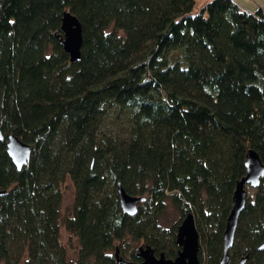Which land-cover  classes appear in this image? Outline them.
Returning <instances> with one entry per match:
<instances>
[{
	"label": "trees",
	"instance_id": "trees-1",
	"mask_svg": "<svg viewBox=\"0 0 264 264\" xmlns=\"http://www.w3.org/2000/svg\"><path fill=\"white\" fill-rule=\"evenodd\" d=\"M195 5L0 0V133L32 147L18 169L0 141V264H119L145 244L175 258L188 213L201 264H221L248 151L264 163V9ZM66 11L82 25L76 61ZM118 183L145 197L134 215ZM246 189L228 264H264V176ZM62 226L78 240L74 258Z\"/></svg>",
	"mask_w": 264,
	"mask_h": 264
},
{
	"label": "water",
	"instance_id": "water-1",
	"mask_svg": "<svg viewBox=\"0 0 264 264\" xmlns=\"http://www.w3.org/2000/svg\"><path fill=\"white\" fill-rule=\"evenodd\" d=\"M61 29L64 33L63 47L69 54L71 61H76L81 57V47L83 44L82 25L77 16L69 11L64 12ZM0 141L5 142L7 153L18 169L28 163L32 155V147L15 134H9L7 138L0 133ZM246 174L237 182L232 197L230 213L227 218L226 227L223 234L224 245L221 264H228L229 250L234 243L235 232L241 212L244 210L247 199L246 186L257 187L264 176V163L259 154L254 150H249L247 155ZM118 193L120 203L124 213L134 215L137 212L138 204L144 201V196L129 194L124 187L118 183ZM0 189V197L2 195ZM177 241L180 250L175 258H167L163 253L156 254L151 245H141L137 250L139 261H125L118 258V263L127 264H201L199 260V233L196 227L194 215L188 213L178 226ZM264 248V241L259 246ZM246 258H242L239 264H244Z\"/></svg>",
	"mask_w": 264,
	"mask_h": 264
},
{
	"label": "rangeland",
	"instance_id": "rangeland-1",
	"mask_svg": "<svg viewBox=\"0 0 264 264\" xmlns=\"http://www.w3.org/2000/svg\"><path fill=\"white\" fill-rule=\"evenodd\" d=\"M211 0H196V5L194 9L192 10V13H197L200 11V9ZM237 1V0H236ZM242 1L243 0H239ZM238 2V1H237ZM239 3V2H238ZM250 10H254L256 7H262L264 9V0H244L243 2ZM241 5V3H239ZM251 192V190H250ZM74 196V189L71 184L68 183V186L65 190L63 203H62V214H66L72 204ZM175 218V215L172 211L169 212L167 216V224H170L173 219ZM61 240L63 244L66 246L68 254L70 257L74 258L77 254L78 249V240L75 236H72L64 226H62V233H61Z\"/></svg>",
	"mask_w": 264,
	"mask_h": 264
},
{
	"label": "crops",
	"instance_id": "crops-1",
	"mask_svg": "<svg viewBox=\"0 0 264 264\" xmlns=\"http://www.w3.org/2000/svg\"><path fill=\"white\" fill-rule=\"evenodd\" d=\"M239 3H241V5L243 6V7H245L246 9H249L250 10V8H248L243 2H244V0H243V2L242 1H239V0H237Z\"/></svg>",
	"mask_w": 264,
	"mask_h": 264
}]
</instances>
